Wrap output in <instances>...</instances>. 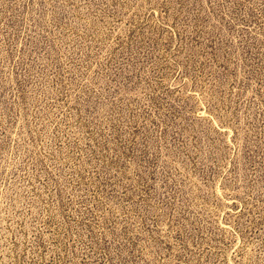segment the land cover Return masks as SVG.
Here are the masks:
<instances>
[{
    "label": "rangeland",
    "instance_id": "obj_1",
    "mask_svg": "<svg viewBox=\"0 0 264 264\" xmlns=\"http://www.w3.org/2000/svg\"><path fill=\"white\" fill-rule=\"evenodd\" d=\"M0 264H264V0H0Z\"/></svg>",
    "mask_w": 264,
    "mask_h": 264
}]
</instances>
